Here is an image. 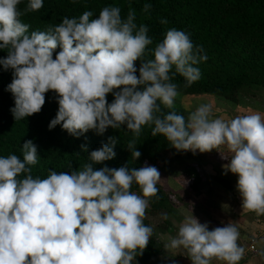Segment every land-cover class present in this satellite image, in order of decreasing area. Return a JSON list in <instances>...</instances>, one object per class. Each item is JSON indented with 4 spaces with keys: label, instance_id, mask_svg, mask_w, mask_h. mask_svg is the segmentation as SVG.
I'll use <instances>...</instances> for the list:
<instances>
[{
    "label": "clouds",
    "instance_id": "obj_1",
    "mask_svg": "<svg viewBox=\"0 0 264 264\" xmlns=\"http://www.w3.org/2000/svg\"><path fill=\"white\" fill-rule=\"evenodd\" d=\"M20 3L0 0V49L7 50L0 66L12 70L6 90L14 98L10 112L16 121L39 113L45 93L54 91L59 107L50 130L61 125L78 137L126 125L133 133L127 148L134 160L141 155L135 147L142 126L154 125L152 136H164L177 151L216 150L228 159L222 168L238 177L243 210L264 215V116L213 118L211 104H201L187 118L161 110V105L172 109L179 95L172 82L176 74L185 87L201 77L195 65L207 56L188 34L169 29L156 44L154 59L142 60L153 41L146 25L137 28L131 7L126 18L120 7L106 6L96 19L85 11L78 19L65 17L46 31L28 34L30 26L20 18L40 10L43 0H28L23 12ZM150 8L145 4L143 11ZM57 47L61 50L53 58ZM116 143L109 137V143L91 151L82 170H50L44 179L33 178L29 167L38 162L32 140L23 143L22 160L15 154L0 157V264H132L142 254L153 233L144 219L160 173L155 166L94 170L93 165L115 157ZM133 184L139 194L130 190ZM239 237L233 222L209 231L207 223L190 215L165 248H183L191 264H238L245 254Z\"/></svg>",
    "mask_w": 264,
    "mask_h": 264
},
{
    "label": "trees",
    "instance_id": "obj_2",
    "mask_svg": "<svg viewBox=\"0 0 264 264\" xmlns=\"http://www.w3.org/2000/svg\"><path fill=\"white\" fill-rule=\"evenodd\" d=\"M27 3L28 0H21L18 10L23 12ZM145 4L151 5L148 12L143 11ZM106 6L120 7L122 18L127 17L131 7L136 13L134 22L137 28L141 24L148 27L147 35L153 42L146 47L142 60L154 59L153 50L156 44L162 42L171 28L184 31L194 47L203 49L202 54L207 59L195 65L201 73L198 81L185 87L186 81L182 76L176 74L173 77L172 82L178 85L179 93L209 94L235 101L239 93L252 95L253 88H264V0H43L40 10L22 15L20 19L22 23L30 26L28 33L46 31L49 26L58 25L65 17L78 19L85 11H92L91 19H96L101 9ZM162 19H166L167 23L162 24ZM60 50H54L53 58ZM6 56L7 50L0 49V58ZM134 63L138 76L141 61ZM174 71L173 67L172 72ZM11 80L12 70H4L0 66V157L15 154L22 160V145L25 141L32 140L37 146L38 154L37 164L29 166L33 178H47L50 170L69 174L73 170H82L83 165L89 162L88 154L109 143V137L117 140L113 149L116 155L112 160L93 165L94 170L125 165L139 169L155 166L165 158L164 152H168L173 158H184L188 154V151L172 148L164 136H152L151 129L154 125L142 126L135 147L141 155L135 160L127 148L128 142L133 139V133L126 129V125H122L120 129L109 127L103 134L89 130L78 137L62 130L61 125L50 130L48 125L55 118L59 107L54 91L45 93V103L39 113L16 121L10 112L14 107V98L6 90ZM137 90H142V86H138ZM106 98L111 103L114 96L109 93ZM161 110L164 114L176 111L185 118L189 115L188 111L174 106L168 109L161 105ZM211 154L221 158L218 152L213 151ZM182 174L191 193L203 192L202 175L197 164L186 165ZM23 176L21 174L19 178L22 179ZM216 181L227 184L218 178ZM156 187L158 192L149 199L144 223L150 226L151 217H156L159 227H167L171 224L170 218L179 220L177 203L180 197L159 183ZM130 190L140 193L135 184ZM162 253V242L152 235L142 254L137 255L134 261L146 264L151 256ZM262 263L264 264V256Z\"/></svg>",
    "mask_w": 264,
    "mask_h": 264
},
{
    "label": "crops",
    "instance_id": "obj_3",
    "mask_svg": "<svg viewBox=\"0 0 264 264\" xmlns=\"http://www.w3.org/2000/svg\"><path fill=\"white\" fill-rule=\"evenodd\" d=\"M252 95L251 106L239 107V109L232 112H219V118L230 120L238 115H248L255 112H259L264 116V88L258 87L257 91H253ZM244 99L245 98H240L239 96L237 97V101ZM242 102L243 104H247L249 101ZM188 113H190L189 110ZM213 151L218 152L216 150L205 153H200L199 151L193 153L188 151L187 154L189 156L191 155V159L189 160L192 164H197L199 167L202 175L203 192L193 194L186 186H182L183 188L179 187L180 190H178L179 188L177 189V187H175L176 183L174 181L171 183V189L178 197L182 194H186L189 197L188 199L197 202L194 203L193 201V205L186 208V211L189 210L195 213L193 216H195L200 223H207L209 231L216 227H223L229 222L236 224L240 232L238 243L245 249L244 257L238 264H263V256L260 255V252L264 250V215L258 216L254 212L243 210L241 206L242 199L236 190L238 177L230 172H224L222 165L227 164L229 160L213 157L211 154ZM191 162L186 164H191ZM217 178L224 180L227 184L223 185L218 183L216 181ZM181 199L180 197L178 200L180 201ZM182 217V214H180L179 220L177 221L178 226L184 221ZM250 237H255L256 239L255 247L257 248V253H252L248 248V239ZM158 239L163 244V253L151 256L146 264H191L183 248L167 249L165 245L168 243L160 238ZM133 263L138 264L136 261H133ZM212 264H224V262L213 260Z\"/></svg>",
    "mask_w": 264,
    "mask_h": 264
},
{
    "label": "rangeland",
    "instance_id": "obj_4",
    "mask_svg": "<svg viewBox=\"0 0 264 264\" xmlns=\"http://www.w3.org/2000/svg\"><path fill=\"white\" fill-rule=\"evenodd\" d=\"M30 34V33H28ZM60 49L59 47H57ZM258 87L253 88V91H257ZM253 93V92H252ZM253 95H249L245 92L239 93L240 98H245L244 100L240 101H230L227 99H224L219 96L215 95H209V94H200V95H189V94H181L176 97L174 101V107H179L182 108L186 111H194L198 106L201 104H211L212 105V115L213 118L219 117V112H232L235 111L236 109L242 108V107H247L251 106L252 103V97ZM242 101H249L247 104H243ZM225 109V110H224ZM189 114V113H188ZM163 156L165 157L162 161H158L155 165V167L159 170L160 173V180L159 183L162 184L165 188L171 189L172 185L171 183L174 181L175 187L177 189L179 187L183 188L182 186H187V181L185 177L182 174V170L184 167L187 165L186 163L191 162L189 159H191V155H187L186 157L179 159H175L171 157L168 152H164ZM188 160V161H187ZM192 163V162H191ZM182 174V175H181ZM171 185V186H170ZM172 190V189H171ZM180 190V188L178 189ZM182 198L180 203L177 204L179 216L182 214L183 220L190 216L194 215L195 213L186 211L189 206L193 205V201L188 199L189 197L186 194L180 195ZM187 203V204H186ZM194 203H197L194 201ZM185 206V207H184ZM181 212V213H180ZM171 219V224L170 226H162L159 227V225L156 223L157 218L156 217H151L150 219V227L153 229L152 235L158 239L164 240L166 243H169L170 238L174 237L177 234L178 231V222ZM159 240V239H158ZM132 264H136L133 263ZM140 264V263H138Z\"/></svg>",
    "mask_w": 264,
    "mask_h": 264
},
{
    "label": "built area",
    "instance_id": "obj_5",
    "mask_svg": "<svg viewBox=\"0 0 264 264\" xmlns=\"http://www.w3.org/2000/svg\"><path fill=\"white\" fill-rule=\"evenodd\" d=\"M256 239L255 237H250L248 239V248L252 253H257V248L255 247Z\"/></svg>",
    "mask_w": 264,
    "mask_h": 264
}]
</instances>
